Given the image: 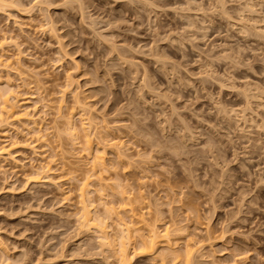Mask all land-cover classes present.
I'll return each instance as SVG.
<instances>
[{
	"label": "clouds",
	"instance_id": "9594fccd",
	"mask_svg": "<svg viewBox=\"0 0 264 264\" xmlns=\"http://www.w3.org/2000/svg\"><path fill=\"white\" fill-rule=\"evenodd\" d=\"M61 262L264 264V0H0V264Z\"/></svg>",
	"mask_w": 264,
	"mask_h": 264
},
{
	"label": "rangeland",
	"instance_id": "374dc122",
	"mask_svg": "<svg viewBox=\"0 0 264 264\" xmlns=\"http://www.w3.org/2000/svg\"><path fill=\"white\" fill-rule=\"evenodd\" d=\"M13 151H14V153H15V152H19V151H27V150H26V149L15 148V149H13ZM17 159H20V157H17ZM7 195L11 196L10 193L7 194ZM61 264H62V262H61Z\"/></svg>",
	"mask_w": 264,
	"mask_h": 264
},
{
	"label": "bare ground",
	"instance_id": "6f19581e",
	"mask_svg": "<svg viewBox=\"0 0 264 264\" xmlns=\"http://www.w3.org/2000/svg\"><path fill=\"white\" fill-rule=\"evenodd\" d=\"M15 149V148H14ZM12 151H13V149H12ZM14 152V151H13Z\"/></svg>",
	"mask_w": 264,
	"mask_h": 264
}]
</instances>
